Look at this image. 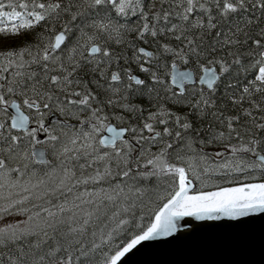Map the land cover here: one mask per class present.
<instances>
[{
	"label": "snow or ice",
	"instance_id": "6c2138e0",
	"mask_svg": "<svg viewBox=\"0 0 264 264\" xmlns=\"http://www.w3.org/2000/svg\"><path fill=\"white\" fill-rule=\"evenodd\" d=\"M258 212L264 0H0V264Z\"/></svg>",
	"mask_w": 264,
	"mask_h": 264
},
{
	"label": "water",
	"instance_id": "95a60500",
	"mask_svg": "<svg viewBox=\"0 0 264 264\" xmlns=\"http://www.w3.org/2000/svg\"><path fill=\"white\" fill-rule=\"evenodd\" d=\"M184 220L186 226L173 235L136 245L122 264H264V212L236 220Z\"/></svg>",
	"mask_w": 264,
	"mask_h": 264
},
{
	"label": "rangeland",
	"instance_id": "374dc122",
	"mask_svg": "<svg viewBox=\"0 0 264 264\" xmlns=\"http://www.w3.org/2000/svg\"><path fill=\"white\" fill-rule=\"evenodd\" d=\"M19 219H23V217L16 215L15 213L9 216L0 215V227H2L5 223H14L16 220Z\"/></svg>",
	"mask_w": 264,
	"mask_h": 264
},
{
	"label": "trees",
	"instance_id": "16d2710c",
	"mask_svg": "<svg viewBox=\"0 0 264 264\" xmlns=\"http://www.w3.org/2000/svg\"><path fill=\"white\" fill-rule=\"evenodd\" d=\"M179 67L184 68L185 66L181 64V65H179Z\"/></svg>",
	"mask_w": 264,
	"mask_h": 264
}]
</instances>
